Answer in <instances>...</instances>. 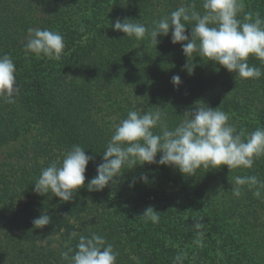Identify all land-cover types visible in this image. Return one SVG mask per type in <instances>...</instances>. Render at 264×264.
I'll use <instances>...</instances> for the list:
<instances>
[{
	"label": "rangeland",
	"instance_id": "374dc122",
	"mask_svg": "<svg viewBox=\"0 0 264 264\" xmlns=\"http://www.w3.org/2000/svg\"><path fill=\"white\" fill-rule=\"evenodd\" d=\"M93 1L38 0L35 8L25 14L26 22L21 26L18 25V30H21L17 33L20 35L18 43L14 44L10 41L6 43V37L2 39L0 36V48L1 51L4 50V53H0V56L5 55L8 48L17 47L18 50L22 49L21 46H23L27 35V33H24L26 32L24 26H29L31 21L37 23L38 20L44 24L46 23L44 17L52 22L47 29L58 31L64 37L66 49L68 43H75L76 29L82 24V29L85 30L90 24V10L95 8L91 7ZM253 4L256 5V8L254 12L250 13L252 19L254 20L257 14H259L261 19H264V0H257ZM110 7H105L107 11L105 10L101 14V19L117 16L120 12H124L125 14L129 12L127 5L122 1ZM116 12L118 13L114 14ZM68 13H70V16L67 18ZM245 13L248 12L243 8L240 14L241 19H243ZM57 17H63L66 20L70 19V26L69 23L68 25H64L62 23L63 19L60 22L61 20ZM86 18L88 19L84 21ZM120 18L123 19L122 17ZM14 24L15 22L11 21L8 25L15 27L16 24ZM32 27L35 28V26ZM36 27L41 28L39 24H36ZM95 41L97 43V50L95 47L88 50V52L82 54L79 52L78 54L76 51L73 52L74 45L70 50L64 49V53L59 61L53 60L54 68L47 74L44 82L46 115L43 119H40L32 112L27 102L32 87L33 74L37 68L36 62L27 63L25 67H21L18 64V73L25 79L24 89L28 96L19 92V96L14 103L16 110L12 111L10 106L6 107L4 116L0 118V134L6 136L3 143H0V167L2 169L6 168L7 174L11 175L9 169L13 168L16 164L15 158L18 153H22L23 151L33 152V150L39 147L40 152L35 168L31 169L32 173H30V168L24 171H21L20 168V175L16 179L15 186L18 189V184H21L20 193L25 192L26 194L24 195L28 193L29 196L28 198L24 196L22 199L16 201L15 204L20 212L17 216H14L13 222L10 225H17L20 231L26 234L32 231V239L37 242L39 248L38 251L37 249L35 251L37 254L42 255L51 246L58 250L60 255L65 251L64 247H66V252L72 249L73 251L69 252V259L61 258L65 262H63L64 264H71L70 257L76 250L79 236L84 235L90 238L93 233L104 237L107 243L113 245L114 251L117 253L116 264H150V257L157 253L158 245L149 240H142L139 235L134 233L129 234L123 231H120L118 235L114 232L110 233L105 227L106 223L102 213L108 214L111 212L109 201L111 195L117 194L118 191L114 189L118 185L110 183L102 192H90L87 190V187H83L75 193L71 201L67 202L61 201L60 198L55 197L52 193L39 195L34 191V183L40 176L41 170L49 166L53 161H62L64 155L73 145L78 144L82 146L86 154L94 157V160L89 162L85 173L86 184L88 180L96 175V165L102 162L103 152L113 132V124L124 119L123 116H119V114L113 111V113L110 112V103H116V107L118 108L145 110L139 100L137 102L134 101L135 98L142 99L143 96L139 94L141 93L139 90L143 85L142 83L139 86L134 85L132 81H139L141 79L143 81L148 77L153 79L155 76H153L151 71L147 72L146 75V72L143 73L142 69L140 70V66L128 64L127 59L129 54L125 50L122 51L118 46H115V38H113L112 42L111 39L97 40L96 36ZM1 43H3V46H1ZM100 48H105L106 50H99ZM98 50L99 53H97ZM110 51H114L116 54H120V56L115 55L114 57L112 56L113 53L110 54ZM112 60L113 62L111 63L110 61ZM79 63H84L85 66L78 68L77 64ZM14 64L17 65V63ZM74 84L75 86L77 84L81 85L80 89L77 90ZM259 94L264 99V92L261 91ZM86 97L92 98L89 105H93V107L90 108L88 106V108H85L78 104L76 106L77 98L82 99ZM62 101L65 103L63 108L65 107L67 113L72 114L75 117L74 120H77V122L81 120L87 121L89 110H92L93 114H91V117L95 120L94 124H96V127H99L98 133L95 134L94 130L91 129L84 141L77 138L75 134V137L70 139L69 144L60 143L59 139H56V136H51L50 125L55 121V115ZM192 102L194 100L190 103ZM162 103L157 106L159 107L157 110L164 114V119L167 121L169 127H174L183 117L179 112L169 115L163 108ZM6 105L11 104L6 103ZM251 108L250 111H253V113L248 114L249 112H247L248 117L251 119L248 122H241L240 120L233 122L232 114H229L231 118L230 123L236 126L238 132L243 131L247 134L254 131L257 127H264V112L254 110V107ZM86 127H89V125ZM96 127L92 126L94 129ZM155 168H158L156 164H146L142 167L137 166L132 170L125 168L124 171L126 173L118 178V182L121 186L125 184V180L126 183H132L133 179L131 177L133 176L128 173L135 172L138 174L139 172H143V170L150 173ZM168 169L171 175L177 177H173L176 180H185L186 183L195 186L191 195L185 194L187 201L190 200L192 203L199 201V194L201 192L198 190L200 188L203 189L205 185L212 184V187L224 189L222 198L216 200L219 202V205H222L225 201L229 203L226 206L237 205V209L228 208V211H224L223 214V222L226 224L229 216H231L232 221H235L234 225L227 227L229 234L219 230V226L215 224L210 213L209 217L213 224L209 222L208 216L204 221L200 218H194V220L187 219L186 217L189 215L187 211H189L191 205H186L185 208L188 210L180 212L183 217L179 216L178 221L180 224L185 222L192 223L189 229V238L195 245V249L177 247L176 251L180 254L182 260L187 261L188 264H264V189L261 190V198H257L253 195L254 190H249L247 186H244L241 195L235 197L231 192L233 186L230 182L237 175H255L260 181H264V156L256 159L253 167L250 169L238 168L233 169L231 172L227 166H221L218 169L201 168L197 170L195 175L188 177L182 175L175 168L168 167ZM169 193H172V191L170 190ZM206 194L215 196L213 192ZM2 195L4 197V194ZM134 196L136 194L131 192L128 197L131 199ZM164 197H166V194ZM169 197L174 198L172 195H169ZM123 203L126 205L125 200ZM211 203L210 201L208 203V200L205 199L199 205L204 206L206 210V205L210 206ZM162 207L164 206H159L160 209ZM174 207L173 210L177 211L179 206L174 204ZM233 210L236 215H228ZM42 213H47L51 217V223L41 229H35L32 221ZM109 218L111 221L110 226L116 227L119 222L118 218L112 217V215ZM195 221H202L207 226V233L204 227L199 230L193 229ZM87 230L92 234H85ZM245 231L246 233H244ZM74 232L77 233L75 237L72 236ZM23 245V248H17L18 254L22 253V251H19L22 248L24 250L22 255H29L30 247L24 243ZM209 251L211 252V259H206ZM52 259L56 261V259Z\"/></svg>",
	"mask_w": 264,
	"mask_h": 264
},
{
	"label": "trees",
	"instance_id": "16d2710c",
	"mask_svg": "<svg viewBox=\"0 0 264 264\" xmlns=\"http://www.w3.org/2000/svg\"><path fill=\"white\" fill-rule=\"evenodd\" d=\"M120 1L127 5L129 12L126 14L124 12L117 14L118 12H116L114 14H117V16L101 19V14L106 10L105 7H112ZM256 1L257 0L242 1L248 13L254 12L256 5H254L253 2ZM181 3H194L197 10L203 12V0H94L91 7L93 6L95 8L90 10V24L85 30L82 29V24L76 29L75 43H68V47L65 50H70V48L75 45L73 52L76 51L78 54L81 52L82 54L96 47V36L97 40L111 39L112 42L113 38H115V46H118L122 51L125 50L127 54H129L127 59L128 64L140 66V70L142 69L143 73L146 72L147 75V72L151 71L153 76H155L153 79L148 77L143 81L142 79L139 81H132L134 85L139 86L141 83L143 85L139 90L141 93L138 92L143 96L142 99L135 98L134 101L137 102L139 100V102L143 104L145 110H157L155 106H159V104L163 102L162 106L169 115L175 112H179L183 115L186 111L185 109L194 106L196 102L199 101L201 106H210L214 109L220 107V110L232 114L233 122L235 120H240L241 122H248L251 120L248 117V114L253 113V111H250V109H252L251 107H254L253 109L259 112H264V99H262L263 97L259 94L261 91L264 92L263 76L259 79H241L238 76L236 77L235 73H230L219 64L208 61L207 58L201 59L196 53H193L192 57L189 58V62L195 63L196 65L193 73L189 74L188 71L184 69V65L188 62V58L184 55L181 44H173L171 42V33H169L168 36H158L159 44L156 46L150 42L148 37L142 41H137L135 38L126 37L124 33L115 31L110 27L111 21L114 22L116 18L127 17L139 20L140 23H144L150 28L153 20H158L162 16L169 15L180 6ZM37 4L38 0H0V36L2 39L6 37V43L9 41L14 44L18 43L20 35L17 33L21 31L20 29L18 30V25L21 26L26 22L25 14L32 11ZM251 4H253V6H251ZM69 16L70 13H68L67 18ZM57 18L62 22L63 17ZM44 19L46 20L44 24L41 23L40 20H38L37 23L31 21L29 26H24L26 31L24 33H27L29 27H36V24H39L43 29L44 26L45 28H49V24L52 22L45 17ZM11 21L15 22V27L8 25ZM62 23L64 25H68L69 23L70 26V19H63ZM191 26L192 25L189 24L186 29V34L189 36L191 35ZM1 46H3V43H1ZM21 48L20 50H18L17 47L8 48L6 54L12 58L14 63H17V65H15L17 66V84L20 93L24 95H27L24 89L25 79L18 73V64H20L21 67H25L27 63L36 62L38 69L36 68L34 71L32 87L29 93L30 95H27V102L32 112L40 119H43L46 115L44 101L46 91L44 89V82L47 74L54 68V61L45 57L37 58L32 54L26 57L23 46H21ZM101 49L106 50L105 48H100L99 50ZM99 50L97 53H99ZM2 52L4 53V50L1 51L0 48V53ZM110 54L114 57L115 55L120 56V54H116L114 51H110ZM110 62L112 63L113 60ZM248 63L250 66L260 67L262 71H264V64L255 57H249ZM84 66V63L77 64L78 68ZM175 75H179L182 81L178 87L174 86L171 82L172 77ZM80 86L81 85L77 84L75 88L79 90ZM91 100V97L82 99L77 98L76 106L78 104L85 108H88V106L91 108L93 107V105H89ZM193 100L194 102L190 103ZM64 105L65 103L62 101L55 115V121L50 125L51 136H56V139H59L60 143L69 144L70 139L75 137V134L77 138L84 141L91 129L94 130L95 134L98 133L97 130H99V127H96V124H94L95 120L91 117V114H93L92 110H89L87 121L81 120L77 122V120H74L75 117L72 114H68L65 107L63 108ZM9 106L12 108V111L16 110L14 103L6 105L3 100L0 102V118L4 116L6 107L8 108ZM109 110L111 113H117L124 118H126L129 111L128 109L116 107V103H110ZM247 112L249 113L247 114ZM87 125H89L90 128L86 127ZM92 126L96 128L94 129ZM5 139L6 136L0 134V143H3ZM59 142L57 143L59 144ZM39 152L40 147L33 150V152L23 151L22 153H18L15 158L16 164L13 168L11 167L9 169L11 175L7 174L6 168L2 169V167H0V264L65 263L61 260L62 256L59 251L53 246H51L47 252H43L42 255L35 253L36 249L38 251L39 248L37 242L32 239V231L26 234L20 231L17 225H10L13 222L14 216H17L20 212L15 204L16 201L22 199L24 196L27 198L29 196L28 193L27 195H24L26 194L25 192L20 193L21 184H18V189L15 186L16 179L20 175V168L21 171L30 168V173H32L31 169L35 168ZM12 156L15 157L14 155ZM158 158L159 155L157 156V159ZM156 166L158 168H155L150 173L144 172V170L138 174L135 172L128 173L133 176L131 177L132 179L134 177L138 178L141 173H146L149 178V183L147 184L136 182L134 187H130L129 185L131 183H126V180L125 184L122 186L119 182L115 184L118 185V187L114 190L118 192L117 194L115 193V195H111L109 201L111 212L108 214L102 213L106 223L105 227L110 233L114 232L117 235L120 234V231L129 234L134 233L139 235L142 240H149L158 245L157 253L150 257V264H188L187 261L182 259L179 262L175 260V257L180 256L176 251L177 247L181 246L183 248L189 247L195 249V245L189 238V229L192 223L185 222L180 224L178 221L179 216H182L180 212L182 210L187 211L188 209L185 208L186 205H191V208L189 207V211H187L189 215L186 218L191 220L200 218L202 221H204L207 216L209 217L210 213L215 224L219 226V230L229 234L227 227L234 225L235 221H232L231 216H229L226 224L223 222V214L224 211H228V208L237 209V205L232 204L231 206H226V204H229L227 201L219 205V202L216 200L222 198L224 189L212 187V184L205 185L204 188L202 187L203 189L200 188L198 190L201 192L199 194V201H195L194 203L190 200L187 201L185 194L191 195L195 186L186 183L185 180H176L175 178L177 177L171 175L168 166H160L157 164ZM14 190L15 192H13ZM170 190L172 193H169ZM131 192L135 193L136 196L130 199L128 196H130ZM212 192L215 195L214 197L212 194H206ZM2 194H4V197ZM165 194L166 197H164ZM169 195L174 196V198L169 197ZM205 199L208 200V203L209 201L212 202L210 206L206 205V210L204 206L199 205L200 202ZM124 200L126 205L123 203ZM173 203L179 206L177 211L173 210ZM154 205H156L154 208L158 211L159 221L158 223H152L151 221L146 222L139 215H141L147 207ZM161 205L164 207L160 209L159 206ZM174 209L176 208L174 207ZM234 210L229 212L228 215H236ZM111 215L112 217H117L119 220L116 227L110 226L111 221L109 217H111ZM166 216L167 218L165 219ZM209 222L213 224L210 217ZM203 225L207 233V226L204 223ZM244 233H246V231ZM85 234L92 233L87 230ZM23 243L30 247L31 253L29 252V255H22L24 252L22 249V246H24ZM18 247H22L19 249V251H22L20 254L17 252ZM64 250V252H66V247H64ZM52 258L56 259V261ZM206 259H211L210 251Z\"/></svg>",
	"mask_w": 264,
	"mask_h": 264
},
{
	"label": "clouds",
	"instance_id": "9594fccd",
	"mask_svg": "<svg viewBox=\"0 0 264 264\" xmlns=\"http://www.w3.org/2000/svg\"><path fill=\"white\" fill-rule=\"evenodd\" d=\"M244 8L242 0H203V12L195 4L181 3L169 15L153 20L147 27L139 20L116 18L111 21L113 30L122 32L129 38L142 41L146 37L153 45H158V36H168L171 42L181 44L188 62L184 69L192 74L196 65L189 58L196 53L201 59L215 62L241 79H259L264 76L260 67L250 66L249 57H255L264 64V19L253 20L250 13L239 18ZM191 24V35L186 34ZM64 37L47 28L30 27L23 44L25 56L35 55L59 61L64 53ZM138 49V48H137ZM139 54V53H138ZM16 66L7 54L0 56V100L15 103L19 96ZM174 86L181 84L179 75L172 77ZM229 95V94H228ZM227 95V96H228ZM156 108H159L155 106ZM183 119L174 127H169L164 114L159 110H129L126 118L113 124V132L103 152L102 162L96 165V175L87 181L86 170L94 157L86 154L80 145H73L62 161H53L41 170L34 183V191L39 195L54 194L61 201H71L81 188L90 192H102L109 184H116L118 178L137 166L157 164L177 169L182 175L191 177L197 170L218 169L227 166L230 172L238 168H252L255 160L264 156V127H257L251 133L237 131L230 123L228 113L196 102L189 107ZM159 155V159L157 156ZM136 182L149 183L146 173L134 177L129 185ZM232 194L241 195L247 186L253 195L261 198L264 181L257 176H235L230 180ZM143 220L158 223V211L147 207L141 215ZM35 229L51 223V217L42 213L33 221ZM203 223L195 221L193 228L202 229ZM77 233H72L75 237ZM68 252H62L69 259ZM117 253L113 245L95 233L79 236L71 264H116ZM179 262L180 256L175 257Z\"/></svg>",
	"mask_w": 264,
	"mask_h": 264
}]
</instances>
